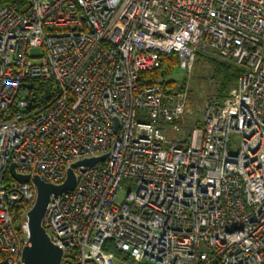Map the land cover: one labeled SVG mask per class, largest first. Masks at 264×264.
I'll list each match as a JSON object with an SVG mask.
<instances>
[{
	"label": "built area",
	"instance_id": "2783aa9c",
	"mask_svg": "<svg viewBox=\"0 0 264 264\" xmlns=\"http://www.w3.org/2000/svg\"><path fill=\"white\" fill-rule=\"evenodd\" d=\"M30 5L0 8V264H24L34 179L60 186L104 156L50 197L60 264H119L107 247L135 264H264V0ZM170 54L189 75L198 54L243 69L201 125L183 123L186 91L141 78Z\"/></svg>",
	"mask_w": 264,
	"mask_h": 264
},
{
	"label": "trees",
	"instance_id": "16d2710c",
	"mask_svg": "<svg viewBox=\"0 0 264 264\" xmlns=\"http://www.w3.org/2000/svg\"><path fill=\"white\" fill-rule=\"evenodd\" d=\"M6 5L15 7L19 12L26 13L30 9V0H0V8ZM197 63H206L212 68L211 79L216 84L214 96L209 101H224L230 96V91L236 88L238 81L243 74V69L231 62L223 61L213 56H206L198 54L196 58ZM178 69V60L175 54L165 55L162 58V67L154 72L142 73L141 78L155 81L161 79L165 89H177L183 91V84H179L175 80H166L169 73H173ZM34 89L37 101L43 103L44 96L47 91H54L51 83H42L34 81L32 90ZM188 104V103H187ZM187 112V109H186ZM186 116V113H185ZM201 125V121L197 124ZM106 251L113 253L120 264H135L129 255L123 254L113 248H104ZM150 264V263H141Z\"/></svg>",
	"mask_w": 264,
	"mask_h": 264
},
{
	"label": "water",
	"instance_id": "95a60500",
	"mask_svg": "<svg viewBox=\"0 0 264 264\" xmlns=\"http://www.w3.org/2000/svg\"><path fill=\"white\" fill-rule=\"evenodd\" d=\"M50 97L51 92L47 91L44 99L49 100ZM105 158L106 156L99 159L84 160L72 165L67 172L66 181L60 186L47 184L38 178L34 179V182L37 185L38 196L35 206L28 214L30 246L25 247L23 250L22 259L24 264H60L62 251L51 243L45 229L42 227V220L45 215L50 197L52 195H61L62 193L71 191L75 188L76 178L74 170L77 167H91ZM10 173L13 178L19 182L27 183L30 180L29 176L17 175L15 173L14 165L10 167Z\"/></svg>",
	"mask_w": 264,
	"mask_h": 264
},
{
	"label": "rangeland",
	"instance_id": "374dc122",
	"mask_svg": "<svg viewBox=\"0 0 264 264\" xmlns=\"http://www.w3.org/2000/svg\"><path fill=\"white\" fill-rule=\"evenodd\" d=\"M211 75L212 68L209 65L196 62L192 74L189 75L184 71L175 69L173 73L170 72L169 76L165 78L168 81L175 80L179 84H183V91L188 93L187 112L183 120L186 129L196 126L202 120L204 106L214 96L216 84L211 79ZM236 88L231 89L230 95L236 91ZM171 90L178 91L177 89ZM235 143L238 144V141L236 140ZM128 190H133V187H129L127 183H124L119 200L126 196Z\"/></svg>",
	"mask_w": 264,
	"mask_h": 264
},
{
	"label": "bare ground",
	"instance_id": "6f19581e",
	"mask_svg": "<svg viewBox=\"0 0 264 264\" xmlns=\"http://www.w3.org/2000/svg\"><path fill=\"white\" fill-rule=\"evenodd\" d=\"M207 56V55H206ZM184 122V121H183Z\"/></svg>",
	"mask_w": 264,
	"mask_h": 264
}]
</instances>
